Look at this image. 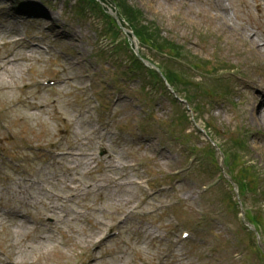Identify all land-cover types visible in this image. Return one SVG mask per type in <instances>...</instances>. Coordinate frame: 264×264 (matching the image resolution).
Returning <instances> with one entry per match:
<instances>
[{"label":"rangeland","instance_id":"374dc122","mask_svg":"<svg viewBox=\"0 0 264 264\" xmlns=\"http://www.w3.org/2000/svg\"><path fill=\"white\" fill-rule=\"evenodd\" d=\"M95 1L0 0V264H264L236 198L263 241L264 0ZM141 32L206 133L150 70L124 72ZM58 143L79 155L37 150Z\"/></svg>","mask_w":264,"mask_h":264},{"label":"bare ground","instance_id":"6f19581e","mask_svg":"<svg viewBox=\"0 0 264 264\" xmlns=\"http://www.w3.org/2000/svg\"><path fill=\"white\" fill-rule=\"evenodd\" d=\"M155 2H156V6H157V8H161V10H163V11H166L167 10V6H165V5H163L162 4V0H155ZM237 38H239V36H237ZM240 39V38H239ZM13 40V39H12ZM12 40H10V41H12ZM251 44H252V48L257 52V55H258V58H259V60H263L264 59V46H262V45H260V44H258L257 42H251V41H249ZM3 63H5V65H7V62L6 61H3ZM4 68V67H3ZM14 68H15V66H13V67H10V69L12 70V72L13 71H15L14 70ZM4 73H6V75L7 76H9V79L11 80V81H13L14 79H15V74H11L10 73V71L7 69V71L6 72H4ZM262 87H264V85L262 86ZM28 89V88H27ZM262 100H264V98L262 99ZM16 109V108H15ZM264 110V109H263ZM6 111H8V109H6ZM256 116L254 115V118H255ZM257 119V118H256ZM256 119H254V120H256ZM259 119H260V122L259 123H264V111L260 114V117H259ZM0 132H2V130H0ZM263 148V152H264V146L262 147ZM264 159V158H263ZM108 178H109V181H113V180H115L114 178H112V177H110V176H108ZM41 180H43V181H45V178H41ZM81 214L80 213H77L76 215H74V219H76V220H80V216ZM71 217V216H70ZM69 218V217H68ZM22 223H24V222H21V221H19V224H20V226H22V227H24L25 228V226H24V224H22ZM96 225H98V222L97 221H93V223H92V230H94V231H96L97 229H98V227H96ZM91 226V225H90ZM111 225H102V227L100 228L101 229V234L107 229V228H109ZM75 226L73 225V228H74ZM35 229V228H34ZM74 229H76V230H80L81 228H74ZM93 231V232H94ZM98 232H100V231H98ZM51 236V239H52V241L55 243V242H57V241H55V239H54V235H50ZM99 238V236L96 238V240L95 239H93L94 241H97L98 242V239ZM42 239H46L45 237H40V238H38L36 241H37V243H38V245L39 244H41V240ZM55 245V244H54ZM14 259L12 260V264H30V262H29V260H22V261H20L19 259H21V258H23V257H21L20 258V256H19V254H15L14 256H12Z\"/></svg>","mask_w":264,"mask_h":264},{"label":"trees","instance_id":"16d2710c","mask_svg":"<svg viewBox=\"0 0 264 264\" xmlns=\"http://www.w3.org/2000/svg\"><path fill=\"white\" fill-rule=\"evenodd\" d=\"M124 12H125V10H124ZM144 29H145V27L142 28V32L144 31ZM137 31H138V29H137ZM137 31H135V33H137ZM142 32L139 34L140 39H144L145 38L144 35L142 34Z\"/></svg>","mask_w":264,"mask_h":264}]
</instances>
